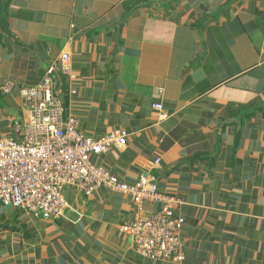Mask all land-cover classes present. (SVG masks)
<instances>
[{"label": "crops", "instance_id": "obj_1", "mask_svg": "<svg viewBox=\"0 0 264 264\" xmlns=\"http://www.w3.org/2000/svg\"><path fill=\"white\" fill-rule=\"evenodd\" d=\"M49 72L80 134L128 135L94 164L178 201L184 259L122 231L163 201L68 187L59 216L0 205V264H264V0H0V137L22 139L20 89Z\"/></svg>", "mask_w": 264, "mask_h": 264}, {"label": "built area", "instance_id": "obj_2", "mask_svg": "<svg viewBox=\"0 0 264 264\" xmlns=\"http://www.w3.org/2000/svg\"><path fill=\"white\" fill-rule=\"evenodd\" d=\"M60 68L65 76L71 74L67 53L61 55ZM12 90L10 82L2 87L6 94ZM20 97L31 116L27 123L15 126L21 140L0 137V205L45 218L59 216L67 207L64 190L68 187L88 196L105 187L133 196L139 209L145 200L163 201L162 211L128 222L122 231L131 236L136 251L146 259H184L180 241L184 220L174 217L178 201L157 193L147 175L130 186L92 161L93 156L112 147H125L126 131H115L97 140L80 134L77 119L65 118L64 102L55 91L51 72L37 86L22 87ZM154 110L161 118L166 117L162 104H155Z\"/></svg>", "mask_w": 264, "mask_h": 264}, {"label": "water", "instance_id": "obj_3", "mask_svg": "<svg viewBox=\"0 0 264 264\" xmlns=\"http://www.w3.org/2000/svg\"><path fill=\"white\" fill-rule=\"evenodd\" d=\"M52 76H53V78H54V80H55V82H56V93H57V91H58V88H59V80H58V77H57V75H56V73H52Z\"/></svg>", "mask_w": 264, "mask_h": 264}, {"label": "trees", "instance_id": "obj_4", "mask_svg": "<svg viewBox=\"0 0 264 264\" xmlns=\"http://www.w3.org/2000/svg\"><path fill=\"white\" fill-rule=\"evenodd\" d=\"M262 75H263V78H264V73Z\"/></svg>", "mask_w": 264, "mask_h": 264}, {"label": "rangeland", "instance_id": "obj_5", "mask_svg": "<svg viewBox=\"0 0 264 264\" xmlns=\"http://www.w3.org/2000/svg\"><path fill=\"white\" fill-rule=\"evenodd\" d=\"M178 203V202H177Z\"/></svg>", "mask_w": 264, "mask_h": 264}]
</instances>
